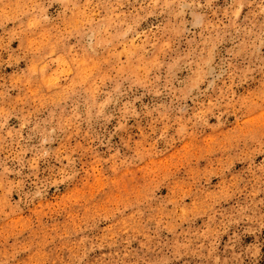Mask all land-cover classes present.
<instances>
[{
  "label": "rangeland",
  "instance_id": "obj_1",
  "mask_svg": "<svg viewBox=\"0 0 264 264\" xmlns=\"http://www.w3.org/2000/svg\"><path fill=\"white\" fill-rule=\"evenodd\" d=\"M0 264H264V0H0Z\"/></svg>",
  "mask_w": 264,
  "mask_h": 264
}]
</instances>
